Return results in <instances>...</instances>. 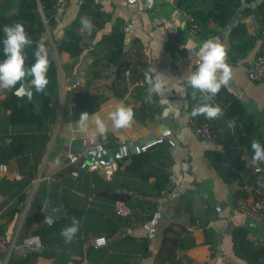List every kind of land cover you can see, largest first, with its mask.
<instances>
[{
  "label": "crops",
  "instance_id": "0c3cea01",
  "mask_svg": "<svg viewBox=\"0 0 264 264\" xmlns=\"http://www.w3.org/2000/svg\"><path fill=\"white\" fill-rule=\"evenodd\" d=\"M82 1L69 0V11L61 24H46V12L38 0L45 27L39 38L48 43L49 66L56 63L59 72L57 96L37 92L25 80L30 94L18 93L23 82L11 89H0V232L5 234L10 247L19 245L6 264H249L237 254L235 239L239 237L238 231L243 230L246 240L256 247L264 246V218L259 222L248 220L239 213L237 201L245 194L251 199L258 193L264 195L255 186L263 173L234 170L230 181H226L216 171L209 153L222 150L225 133L218 130L208 140L196 136L190 126L191 88L186 79L195 70L198 46L206 39L219 38L232 69L229 84L222 87L223 97L242 104L254 124L244 145L256 139L258 133L264 136V85L248 77V69L264 46V34H258V24L251 17L243 18L242 13L240 20L247 24L249 34L258 39L247 58L232 64L226 28L215 37H205L192 31L188 23L190 9L208 11L215 0H186L185 7L181 5L183 0H95L112 19L101 28L93 25L91 34L82 30L85 50L79 59H74L58 46L66 38ZM20 2L0 0V14L16 13ZM177 10L179 15L174 17ZM115 27L116 35L111 40ZM188 41L197 45L191 53L184 47ZM115 64L117 71L113 73ZM149 67L173 78L169 80L173 90L167 94L172 104H163L154 95L153 102L160 112L153 120L142 122L134 116L129 128L115 132L110 121H106L107 136L120 144L131 147L163 140L150 150L153 160L143 170L152 173L148 180L127 169L136 153L124 156L120 145L109 148L112 162L119 166L111 178L101 171H84L78 164L70 163L67 154L75 153L71 148H83L84 139L99 137L93 136L91 130L79 131L80 113H99L106 118L120 103L133 110L140 108L143 101L130 95V86ZM126 71H130L129 76ZM78 73L85 75V82L73 88L70 81ZM12 91L18 95L20 105L31 104L41 116L44 123L40 131H36V124H12L11 110L4 104ZM75 91L88 97L84 110L71 96ZM75 107L77 119H67ZM172 117L176 126L165 140L159 126L163 121L170 123ZM243 131L245 135L244 128ZM153 132L157 137L150 138ZM45 133L49 139L44 146ZM21 135L24 136L20 139ZM250 157V151L243 146L241 158ZM89 161L92 162L91 158ZM97 161L95 157L93 162ZM163 171L169 176L165 184L159 178ZM162 182L164 186H160L162 191L158 193L155 187ZM48 201L53 209L65 206L66 217L50 221L44 212ZM118 202H144L151 207V215H159L153 235L143 227L128 234L124 220L115 211ZM74 206L83 208L80 227L72 242L65 243L61 230L71 226L69 208ZM31 237H38L43 247L23 246L24 240ZM99 238H105L106 244L95 246L93 241ZM0 264H5V260L0 259Z\"/></svg>",
  "mask_w": 264,
  "mask_h": 264
},
{
  "label": "trees",
  "instance_id": "16d2710c",
  "mask_svg": "<svg viewBox=\"0 0 264 264\" xmlns=\"http://www.w3.org/2000/svg\"><path fill=\"white\" fill-rule=\"evenodd\" d=\"M57 0H39L41 2L45 12L52 8ZM257 0H215V3L212 8L208 11H205L201 8H193L189 10L188 15L191 16L194 20V24L199 28V34L205 37H215L220 29L227 28L229 22L234 18L238 13L239 9L244 4H251ZM186 0H183L181 5L185 7ZM87 16L91 19L93 25L98 28L103 27L107 22L111 21L112 15L102 11L100 4L96 3L95 0H83L77 17L69 25L66 33V38L59 44L58 49L60 51L67 52L74 59H79L84 53L83 41V32L81 29L80 18ZM243 18L251 17L258 24V34H264V0H261V3L258 4L255 8L248 7L243 11ZM21 23L24 25L26 32L29 37L33 40V45L30 48L26 49V67L31 66L34 63L33 52L35 47L40 43V36L45 31L41 15L39 13L38 0H21L19 3L18 11L14 14H0V40L4 38L2 27L4 25H11L14 23ZM117 27L113 30V36L111 40L114 39L116 35ZM258 37L251 36L248 32V27L245 22L240 20L231 30L229 41L231 44L230 50L228 52L229 61L232 64L239 63V61L247 58L250 52L255 48L256 41ZM45 47L47 48L48 43L44 41ZM2 48V44H0ZM3 59L2 50L0 51V60ZM96 63V62H95ZM47 77L49 83L44 91V94L50 96L52 92L57 96L59 89V72L56 63H52L49 66ZM31 77L25 79L26 82H31ZM19 85V83H18ZM17 85V86H18ZM223 88L220 92L213 98L211 103L213 105H218L221 109L225 110V115L218 118L215 123V133L218 130H221L225 133V139L222 142V150L220 151H211L209 157L211 158L212 164L215 167L216 171L226 180L230 181V178L233 175V171H253L252 166L247 168L248 160H243L242 148L243 146L248 148L250 151L251 157L254 155L251 149V142L246 146L244 141L246 140L249 132L253 130L254 124L252 118L249 117L242 104H240L235 99H226L225 94L223 93ZM192 89L188 95V109L192 113L194 107L201 103L200 93H196V99H193ZM76 105L80 109L84 110L87 104V95H83L75 91L71 93ZM136 96L142 99L143 104L140 108L134 109L135 117L142 122H145L147 119H154L157 114H159V108H156L153 98L151 101L147 99L146 89L139 88L136 92ZM147 99V100H146ZM19 97L15 94V91H12L5 101V106L7 109L11 110L10 121L12 124L16 125H31L36 124V131H40L43 125V119L41 116L33 110L31 104H19ZM199 121L206 119L205 116L199 115L193 117ZM69 120L77 119V108L72 109L71 117H67ZM230 123H233L232 125ZM243 128L246 132L244 135ZM28 131V130H25ZM24 135L19 136L20 139ZM44 140V146L47 143L49 136L45 133L42 136ZM256 140L264 145V136L261 133L256 134ZM160 144L155 145L159 146ZM150 148L146 152L141 154H136L131 156L132 163L129 169L132 173L141 174L140 177L144 180H148L150 171H143L144 168H147V165L153 160L150 156ZM250 157V159H251ZM122 163V162H121ZM262 179L264 181V172L262 174ZM162 181L168 183L169 176L166 171H163L161 176H159ZM158 183L156 189L160 193L162 190L160 186H164ZM256 189L264 192V186H261L258 181H255ZM146 195L152 194L151 192H145ZM248 195H242L241 198H247ZM264 198L263 194L258 193L256 199ZM130 205V204H129ZM132 207H139L143 210H147L149 213L153 214V209L148 207L146 203L139 202L136 205H130ZM83 213V208L81 207H70L69 208V217L68 220L71 223V217L75 216L78 220L80 219ZM237 235L239 236L235 239V247L237 254L246 260L249 264H264V246L256 247L248 240H246V232L239 230Z\"/></svg>",
  "mask_w": 264,
  "mask_h": 264
},
{
  "label": "clouds",
  "instance_id": "9594fccd",
  "mask_svg": "<svg viewBox=\"0 0 264 264\" xmlns=\"http://www.w3.org/2000/svg\"><path fill=\"white\" fill-rule=\"evenodd\" d=\"M178 15V10L173 12L174 17ZM80 23L81 29L91 34L93 28L91 19L83 16L80 18ZM2 31L4 38L0 40L3 54V59L0 60V89L14 88L27 77H31V84L36 91L44 92L49 83L47 77L49 60L43 39L33 52L34 63L26 67V49L32 47L33 40L29 37L24 25L18 22L4 25ZM184 47L191 53L197 48V45L192 41H188L184 44ZM196 56L198 60L195 70L186 79L187 87L193 90V99H196L197 92L200 93L201 99V103L193 108L192 116L203 115L207 119H215L222 114V109L218 105H213L211 101L222 87L229 84L232 78V69L227 63V51L219 38H209L198 46ZM144 76L147 85V99L151 101L153 96L157 95L160 97L159 101L161 103L171 105L172 103L167 99V94L173 90L169 84V80L173 78L166 76L153 67H149ZM181 83L185 82L181 81ZM134 116L135 113L132 107L120 103L107 114L106 118H102L99 113L89 114L87 111L80 113L77 125L81 133H88L91 130L93 136H99L107 140L109 125L106 121H110L111 129L115 132L129 128L132 125ZM251 149L254 155L247 162V166L264 163V145L253 139ZM258 183L264 186V181H258ZM79 227V220L75 216L71 217V226L61 230V236L64 238L65 243L72 242L79 231ZM100 242L103 243V240Z\"/></svg>",
  "mask_w": 264,
  "mask_h": 264
},
{
  "label": "built area",
  "instance_id": "2783aa9c",
  "mask_svg": "<svg viewBox=\"0 0 264 264\" xmlns=\"http://www.w3.org/2000/svg\"><path fill=\"white\" fill-rule=\"evenodd\" d=\"M70 3L69 0H57L55 5L47 10L45 14L44 21L46 24L54 23L61 24L65 19L67 12L69 11ZM188 23L192 31L198 33L200 30L197 25L194 24V20L191 16L188 15ZM126 75H130V71H126ZM249 79L257 84L264 85V46L262 52L258 55L256 62L253 66L248 69ZM77 85H82L85 82V75L78 73L75 77ZM147 89L145 83V76H140L138 79L130 86V95H136L137 90ZM225 110L222 109V114L219 116H224ZM218 117V118H219ZM215 119H204L199 121L197 119L190 120V126L193 129L196 136L201 139L208 140L212 139L215 135V123L218 120ZM163 140H156L151 143H145L142 145H132L129 147L126 144H120L116 140L107 136V140H104L101 137L87 138L82 142V147L84 149V155H77L76 153L69 152L67 157L69 158L70 163L78 164L83 170L90 171H103L106 177L111 178L114 173L119 169V166L115 162L101 164L96 162L89 161L90 156H97L98 154L104 153L109 148L120 145L122 153L124 156H128L130 149L133 147L136 154H141L146 152L155 145L161 143ZM99 146V147H98ZM84 156V158H83ZM255 174H261L264 172V163L252 166ZM74 176H78V173L75 172ZM237 208L239 213L252 222H259L264 218V198H239L237 201ZM116 213L124 220V230L131 234L132 231L137 227H143L147 232H153L159 222V215L156 213L151 215L147 210H143L139 207H132L126 202H118L115 204ZM103 240V243L100 241ZM95 246H102L106 244L105 238L95 239L93 241ZM32 244H37L39 247H43L41 241L38 237L27 238L23 242V246L29 247ZM19 249V245L13 244L9 246L7 237L5 234L0 232V259L5 260V264L10 259L13 251Z\"/></svg>",
  "mask_w": 264,
  "mask_h": 264
},
{
  "label": "water",
  "instance_id": "95a60500",
  "mask_svg": "<svg viewBox=\"0 0 264 264\" xmlns=\"http://www.w3.org/2000/svg\"><path fill=\"white\" fill-rule=\"evenodd\" d=\"M260 3H261V0H257L256 2H252L250 5L249 4L242 5L241 8L239 9L238 13L229 22L228 27L225 29L224 32L226 33V36H230L231 30L238 23V21L240 20L241 15L243 13V11L246 8H248V7L255 8ZM219 37L222 38L221 35H219ZM245 65L247 66L248 64L246 63ZM112 70H113V73H116V71H117V64H115V65L112 66ZM70 85L73 88L76 87L77 86V81H75V80L70 81ZM21 92L30 94L31 90H30V88H29V86L27 85L26 82H23L22 83V86H21L20 90L18 91V93H21ZM175 126H176V119L174 117H172V121L170 123H166V122L163 121L160 124L159 130H160V132H161V134L163 136V139L168 140V137L171 134V130ZM151 137H157V136L153 132L152 135L150 136V138ZM71 151L75 152L77 155H84V156H86V154L84 153V149L83 148L74 147V148H71ZM130 152L131 153H136L135 152V149L133 147L130 149ZM96 157H98V160H99L97 162H102L104 164L111 163L112 160H113L112 154H111V152L109 150H107L104 153L98 154ZM64 158H65V156H63L62 159H64ZM84 171H81V172H84ZM101 172L103 173V171H101ZM44 212L49 216L50 221H53L55 219H60L62 217H66L67 209L65 208V206H62V207H60L58 209H53L52 206H51V204H50V202L48 201L46 203V205H45ZM153 233L154 232H151V236L153 235Z\"/></svg>",
  "mask_w": 264,
  "mask_h": 264
},
{
  "label": "rangeland",
  "instance_id": "374dc122",
  "mask_svg": "<svg viewBox=\"0 0 264 264\" xmlns=\"http://www.w3.org/2000/svg\"><path fill=\"white\" fill-rule=\"evenodd\" d=\"M89 158H91V160L93 162V159H95V156H90Z\"/></svg>",
  "mask_w": 264,
  "mask_h": 264
}]
</instances>
